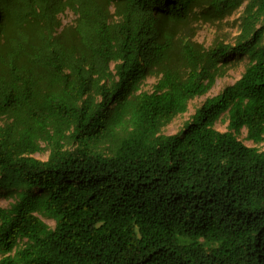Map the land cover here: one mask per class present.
Segmentation results:
<instances>
[{"label":"trees","instance_id":"obj_1","mask_svg":"<svg viewBox=\"0 0 264 264\" xmlns=\"http://www.w3.org/2000/svg\"><path fill=\"white\" fill-rule=\"evenodd\" d=\"M242 5L233 40L195 39ZM242 128L264 142V0H0V264H264Z\"/></svg>","mask_w":264,"mask_h":264},{"label":"rangeland","instance_id":"obj_2","mask_svg":"<svg viewBox=\"0 0 264 264\" xmlns=\"http://www.w3.org/2000/svg\"><path fill=\"white\" fill-rule=\"evenodd\" d=\"M245 5V3H244ZM244 5H242L239 9L234 11L231 15L227 16L221 22L217 23H198L196 26L195 39L200 42H203L206 45L211 44V42L217 37L228 38L229 40H233L235 35L239 32L240 19L243 14ZM62 21L64 23H71L75 20V14L71 10H67L62 15ZM246 60L239 62L237 65L228 69L225 75L219 77L215 83V85L204 95L196 96L192 98L188 103V109L185 112L179 113L175 116L169 123L162 127L163 133H174L178 131L181 127H183L186 120H188L196 107L199 106L204 99L209 96L219 92L226 84L233 82L236 78H238L242 71L245 68ZM216 127L221 130L228 129V118L223 115L217 122ZM239 137L249 145H257L260 147H264V142L256 143L252 139L247 138V129L242 128ZM49 154V150H44L40 152L34 153V155L40 158H47ZM12 191V190H11ZM7 190L6 187H0V204L9 207L11 203L16 200V191ZM40 217L50 226L54 227L55 219L47 214L38 213Z\"/></svg>","mask_w":264,"mask_h":264}]
</instances>
